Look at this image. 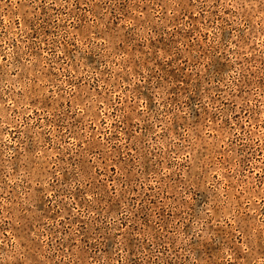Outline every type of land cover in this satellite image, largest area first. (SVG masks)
Instances as JSON below:
<instances>
[{
    "label": "rangeland",
    "instance_id": "rangeland-1",
    "mask_svg": "<svg viewBox=\"0 0 264 264\" xmlns=\"http://www.w3.org/2000/svg\"><path fill=\"white\" fill-rule=\"evenodd\" d=\"M0 264H264V0H0Z\"/></svg>",
    "mask_w": 264,
    "mask_h": 264
}]
</instances>
